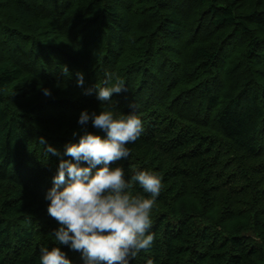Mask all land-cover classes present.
Here are the masks:
<instances>
[{
	"label": "trees",
	"instance_id": "1",
	"mask_svg": "<svg viewBox=\"0 0 264 264\" xmlns=\"http://www.w3.org/2000/svg\"><path fill=\"white\" fill-rule=\"evenodd\" d=\"M179 1L0 0V264H40L39 246L54 244L44 197L59 160L72 158L46 160L41 138L61 154L78 142L80 112L99 111L84 89L105 71L125 81L116 107L134 106L144 125L116 163L129 176L142 167L163 176L154 245L131 264H264L258 245L222 230L227 220L164 211L187 182L200 209L217 212L222 162L264 161V0H182L198 7L190 23Z\"/></svg>",
	"mask_w": 264,
	"mask_h": 264
},
{
	"label": "clouds",
	"instance_id": "2",
	"mask_svg": "<svg viewBox=\"0 0 264 264\" xmlns=\"http://www.w3.org/2000/svg\"><path fill=\"white\" fill-rule=\"evenodd\" d=\"M76 75L77 85L83 87L84 73ZM124 90L123 78L105 71L100 83L84 89L85 95H95L99 111L80 112L77 122L81 128L72 133L78 142L65 144L61 154L41 138L46 160L48 154L72 159L59 160L44 197L47 213L58 227L49 233L54 244L39 246L40 264H74L62 247L79 252L83 264H131L154 245L151 214L163 189V176L150 167L136 168L129 176L124 166L116 163L129 158L128 145L144 132L134 106L124 113L112 99ZM42 91L51 95L50 89ZM89 123L105 135L88 131ZM144 264L156 262L147 257Z\"/></svg>",
	"mask_w": 264,
	"mask_h": 264
},
{
	"label": "rangeland",
	"instance_id": "3",
	"mask_svg": "<svg viewBox=\"0 0 264 264\" xmlns=\"http://www.w3.org/2000/svg\"><path fill=\"white\" fill-rule=\"evenodd\" d=\"M179 3L181 8L186 10L183 12L185 18L188 17V22H192L198 7L196 5L189 7L182 0ZM190 97L192 98V96ZM187 98L181 101L185 108L188 105ZM225 145L223 147H227ZM245 166L251 170L250 173L244 168ZM263 169L264 161L262 163L250 161L249 164L243 158L241 162L238 161L234 164L223 161L215 177L220 195V202L216 204L217 212H211L208 208L200 209L197 201L189 195L192 187L187 182L183 184L181 192L184 195L175 201H170L168 208L164 211L175 216L189 214L205 223H209L213 216L215 220L219 219L217 220L219 223L221 220H227V223L222 227L223 231H227L226 226L231 225L232 233L248 237L264 253ZM250 176L251 179L247 180Z\"/></svg>",
	"mask_w": 264,
	"mask_h": 264
}]
</instances>
